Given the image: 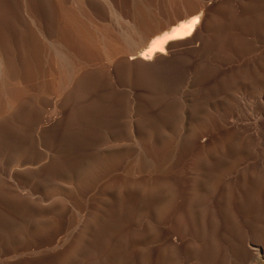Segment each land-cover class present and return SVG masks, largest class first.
I'll list each match as a JSON object with an SVG mask.
<instances>
[{
  "label": "rangeland",
  "instance_id": "1",
  "mask_svg": "<svg viewBox=\"0 0 264 264\" xmlns=\"http://www.w3.org/2000/svg\"><path fill=\"white\" fill-rule=\"evenodd\" d=\"M237 1L201 0L204 14L193 37L190 35V38L172 41L165 53L155 54L158 56L153 55L155 58L152 56L147 61L138 59L143 48L139 45L143 40L140 32L158 20L165 23L174 13L188 6L187 0L175 4H169L168 0H150L154 14L145 25L135 29L136 34L135 30H126V22L130 21L133 3L145 6L147 0H88L83 6L69 2L71 8H77L74 10L80 13L82 11V20H86V17L92 20L93 24L86 20L91 27L93 25L92 28L101 26L98 30H107L110 36L119 33L124 38V57L117 55L113 61L100 57L94 58V61L93 58L76 54V50L61 38L56 0H0V59L3 56L0 69L10 68L3 72L0 70V76L9 71V82L17 80L13 81V86L8 82L10 87L28 89L21 104H18L22 108L17 106L0 112V116L5 114L0 118V264H143L142 261L144 264H184L188 259L190 264H226L228 256L234 255L235 235L250 228L251 223H256L260 228L264 226L263 195L253 201L252 210L250 208L249 212L241 214L226 212L225 197L221 198V207L217 208L211 202V182L217 174L220 179L225 177L222 164L227 154L226 143L230 132L227 122L231 119L249 121L247 124L255 127L257 119L264 120V0ZM26 4L36 12L38 19L35 22L26 18L23 8H27ZM20 11H23L22 15ZM47 14L51 17L53 44L48 43L44 33ZM122 15L124 18H121ZM108 24L112 26L111 31ZM108 31L115 32L110 34ZM32 34L40 46L41 57ZM49 52L54 55L51 57ZM60 53L65 55L62 61L60 57L57 58L61 62L55 60ZM123 58L129 59L125 61ZM50 59L55 60L57 65L60 62L63 68L58 65L57 70L56 63L52 64ZM97 60L101 63H95L99 62ZM75 61L91 67L87 66L86 69L77 63L84 69L81 73ZM74 72L79 76L74 78L73 85L70 81ZM66 73L68 77L64 76ZM3 76L0 77V88ZM49 76L54 78L50 79ZM61 80L67 85L63 86ZM56 81H60L61 86ZM67 86L71 87L67 90L70 92L65 90ZM62 87H65L62 90V93L66 91L65 96L59 98ZM31 91L35 92L36 97ZM54 91L60 93L56 95ZM35 98L37 101H34ZM31 108L35 109L32 111ZM3 118H7L6 121ZM216 135L222 146L218 172L210 150L211 139ZM139 160H142L141 163ZM259 179L262 182L264 174H260ZM199 199L204 209L200 226L196 224L194 216ZM179 211L189 214L185 221L188 226L184 232L185 243L193 249L188 258L179 244L169 246L162 233L168 226L164 220L166 213ZM234 216L238 218L234 219ZM170 225L176 224L172 222ZM100 232H104L103 235ZM82 248L87 250L83 251Z\"/></svg>",
  "mask_w": 264,
  "mask_h": 264
},
{
  "label": "bare ground",
  "instance_id": "2",
  "mask_svg": "<svg viewBox=\"0 0 264 264\" xmlns=\"http://www.w3.org/2000/svg\"><path fill=\"white\" fill-rule=\"evenodd\" d=\"M24 1V0H23ZM27 1V0H26ZM31 1V0H30ZM52 1V0H51ZM58 5L59 6V12H58V15H59V18L61 20V29H60V36L61 38H63L67 44L69 45V47L71 46L73 49L76 50V54L78 53L79 55H82V56H85V57H89V58H100V57H104L106 58L107 60L109 61H113L115 56L117 55H120L122 57H124L122 54L125 52V44H124V38L123 36H121V34H119L120 36H118V34L116 36H110L108 35L107 33V30H104L101 31V30H98V29H101L99 26L98 28H96L95 25L94 28L93 25L91 27V25L87 24L88 22H86V20L88 19L90 21L89 18L86 17V20H82L83 16L81 17L82 15V11L81 13L77 10H74V8H71L68 3L69 2H74V3H77V4H80L79 6H82L85 4V2H87L88 0H56ZM109 2V0H107ZM111 1V0H110ZM169 1V4H175L177 2H179L180 0H168ZM188 1V6L185 8V9H181L182 11L178 12V13H174V15L167 19V21L165 23H161L159 22L160 20H158L156 23H153V24H150L148 26H146V28L140 32V34L143 35V40L139 43V45H141L140 48L141 49V52L139 53V57L138 59H142V60H149L153 55L155 54H162V53H165L166 52V48L168 47L169 43H171L172 41H175V40H180V39H184L186 37L189 36L190 38V35L192 36L193 33H196L198 27H199V23H200V19H201V15L204 14L203 13V4L201 2V0H187ZM232 2L234 3H238L237 0H231ZM4 2V0H3ZM18 2V0H17ZM50 3V1H48ZM105 2V1H104ZM136 2V1H135ZM37 3V2H36ZM45 3V1H44ZM48 3V4H49ZM54 3V2H53ZM84 3V4H83ZM89 3V2H88ZM99 3V2H98ZM233 3V4H234ZM15 4V3H14ZM25 4V3H24ZM87 4V3H86ZM85 4V5H86ZM27 5V4H26ZM45 5V4H44ZM75 5V4H74ZM94 5V4H93ZM12 6V4H11ZM73 6V5H72ZM152 3H150V0H147V2H145V6H139L137 5L136 3H133V9L132 11L130 12V21L128 20V22H126L128 24V28L126 30H130L131 32L134 31L135 29H137L139 26H143L145 25V23L147 22V20L149 19V17L152 15V13L154 14V12H151L152 11ZM176 6V5H175ZM27 8L23 7L25 12H26V18L30 21H33L35 22L36 18H37V15H36V12L34 11V9L31 7V6H26ZM49 7H50V4H49ZM87 7L89 8V6L87 5ZM108 7H109V4H108ZM115 7V5H114ZM172 7V6H171ZM180 7V6H179ZM185 7V6H184ZM183 7V8H184ZM228 7V6H227ZM46 8V7H44ZM80 8V7H79ZM93 8V7H92ZM107 8V7H106ZM159 8V7H158ZM9 9V8H8ZM48 9V8H47ZM54 9V8H53ZM77 9V8H75ZM82 9V8H81ZM85 8H83L84 10ZM117 9V7H116ZM12 10V9H11ZM20 10V9H19ZM52 11V9H50ZM87 10V8H86ZM118 10V9H117ZM10 11V10H9ZM85 11V10H84ZM119 11V10H118ZM163 11V10H162ZM21 12V11H20ZM23 12V11H22ZM22 12L20 13L22 15ZM89 12V11H87ZM97 12V11H96ZM113 12V11H112ZM116 12V11H114ZM85 13V12H83ZM122 13V11H121ZM164 13V12H163ZM7 14V13H6ZM86 14V13H85ZM88 14V13H87ZM86 14V15H87ZM92 14V13H91ZM118 14V13H117ZM116 14V15H117ZM124 14V13H122ZM128 14V13H126ZM161 14V13H160ZM260 14V13H259ZM8 15V14H7ZM6 15V16H7ZM16 15V14H15ZM19 15V14H18ZM40 15V14H39ZM84 15V16H86ZM89 15V14H88ZM129 15V14H128ZM94 16V15H93ZM101 16V15H100ZM124 15H122L121 18H124L123 17ZM170 16V15H168ZM10 17V16H9ZM14 17V16H13ZM17 17V16H16ZM96 17V16H95ZM93 17V18H95ZM99 17V16H98ZM128 17V16H127ZM153 17V16H152ZM158 17V16H157ZM261 18V17H260ZM8 19V18H7ZM25 19V18H24ZM38 19V18H37ZM85 19V18H84ZM99 19V18H98ZM13 20V19H12ZM87 20V21H88ZM97 20V19H96ZM96 20H93V21H96ZM126 20V18H125ZM152 20V19H151ZM85 21V22H84ZM92 21V20H91ZM90 21V22H91ZM99 21V20H98ZM122 22V20H120ZM124 21V20H123ZM37 22V21H36ZM40 22V21H39ZM59 22V20H58ZM57 22V23H58ZM28 23V22H27ZM93 24V22H91ZM95 23V22H94ZM98 22H96L97 24ZM100 23H101V20H100ZM103 23V22H102ZM101 23V25H102ZM106 23V22H105ZM108 23V22H107ZM51 17L49 14H47V18L45 20V28H44V33L46 35V37L48 38V43L49 44H53V35H52V26H51ZM12 25V24H11ZM28 26V24H26ZM37 25V23L35 24ZM60 25V24H59ZM106 25V24H105ZM105 25H103L105 27ZM23 26V25H22ZM42 26V25H41ZM107 26V25H106ZM108 30L111 31V25L108 24ZM11 27V26H10ZM17 27V26H16ZM34 27V25H33ZM39 26H37L36 28H38ZM29 28V27H28ZM41 28V27H40ZM201 28V27H200ZM245 28V27H244ZM247 28V27H246ZM31 29V27H30ZM39 29V28H38ZM119 29V28H118ZM1 30V28H0ZM4 30V29H3ZM10 30V29H9ZM17 30V29H16ZM26 30V29H25ZM29 30V29H28ZM97 31H100V32H96ZM113 30H117L113 27ZM120 30V29H119ZM139 30V29H138ZM137 30V31H138ZM245 30V29H244ZM14 32V30H12ZM123 31V30H122ZM140 31V30H139ZM248 31V30H247ZM31 32V31H30ZM56 32V31H55ZM109 32V31H108ZM115 32V31H114ZM114 32L110 33V34H113ZM118 32V30H117ZM121 32V31H120ZM135 34L137 33L136 30L134 31ZM15 33V32H14ZM26 33V31H25ZM37 33V32H36ZM44 33L42 35V37L44 36ZM125 33V32H123ZM13 34V33H12ZM134 34V33H133ZM11 36V35H10ZM27 36V35H26ZM193 37V36H192ZM10 38V37H9ZM44 38V37H43ZM3 39V38H2ZM32 39H33V42H34V45H35V48L36 50L38 51V54H40V46H38V43L36 42L35 40V37H34V34H32ZM194 39V38H193ZM4 40V39H3ZM11 40V39H9ZM19 40V39H18ZM39 40V39H38ZM257 40V39H256ZM23 41V40H22ZM59 41V40H58ZM57 42V41H56ZM64 42V41H63ZM65 42V43H66ZM262 42L264 43V38L262 39ZM18 43V42H17ZM42 43V42H41ZM46 43V41H45ZM55 43V42H54ZM60 43V41H59ZM47 44V43H46ZM237 44V43H236ZM57 45V44H56ZM64 45V44H62ZM9 46V45H8ZM23 46V45H22ZM30 46V45H29ZM48 46V45H47ZM66 47V45H64ZM20 47V46H19ZM44 47V46H42ZM241 47V46H240ZM246 47V46H245ZM50 48V47H49ZM33 49V48H32ZM51 49V48H50ZM63 49V48H62ZM4 50V49H3ZM31 50V49H30ZM53 50V49H52ZM69 50V48H68ZM264 50V49H263ZM262 50V51H263ZM5 51V50H4ZM29 51V50H28ZM43 51V50H42ZM59 51V50H58ZM70 51V50H69ZM46 53V51H44ZM61 52V51H59ZM58 52V53H59ZM74 52V51H73ZM261 52V50L259 51ZM10 53V52H9ZM13 53V52H12ZM17 53V52H15ZM20 53V52H19ZM44 53V54H45ZM54 53V52H53ZM65 53V52H64ZM75 53V52H74ZM138 53V52H136ZM256 53V52H255ZM21 54V53H20ZM26 54V53H25ZM34 54V52H33ZM43 54V53H42ZM50 56L52 57L53 55H51V53L49 52ZM71 54V53H70ZM160 54V55H161ZM257 54V53H256ZM264 54V53H263ZM14 55V53H13ZM59 56L56 57V61L57 60H61L64 59L65 55L64 54H58ZM67 55V54H66ZM254 55V54H253ZM7 56V55H5ZM70 56V55H69ZM68 56V58L70 59V57ZM73 56H77V55H73ZM156 56V55H155ZM158 56V55H157ZM156 56V57H157ZM16 57V56H15ZM14 57V58H15ZM22 57V56H21ZM39 57H41V54L39 55ZM38 57V58H39ZM48 57V56H46ZM55 57V56H54ZM58 57H60L59 59H57ZM121 57V58H122ZM3 58V56L1 57V59ZM17 58V57H16ZM26 58V57H25ZM32 58V57H31ZM74 58V57H73ZM71 58V59H73ZM79 58V57H78ZM84 58V57H83ZM88 58V59H89ZM119 58V59H121ZM132 58V57H131ZM149 58V59H148ZM153 58H155L153 56ZM0 59V61H2ZM76 59V58H75ZM81 60V58H79ZM94 59V61H95ZM127 59V58H126ZM126 59L123 58V60L126 61ZM129 59V58H128ZM127 59V60H128ZM47 60V59H46ZM54 60V62H55ZM59 60V61H60ZM66 60V59H65ZM68 60V59H67ZM66 60V61H67ZM74 60V59H73ZM73 60H71L70 62H72ZM100 60V59H99ZM97 60V61H99ZM106 60V62H108ZM122 60V61H123ZM10 61V60H9ZM32 61V60H30ZM48 63H49V60H47ZM51 63L53 62V60H51ZM60 61V62H61ZM64 61V60H63ZM79 61V60H78ZM83 61H85L83 59ZM93 61V63H94ZM102 61V60H101ZM104 61V60H103ZM121 61V62H122ZM3 62V61H2ZM16 62V61H15ZM34 62V61H33ZM53 62V63H54ZM59 62V64H60ZM70 62H67V63H70ZM79 62H82V61H79ZM77 61H75L76 63V66L79 67L80 64L82 63H79ZM88 63L89 62H92V61H87ZM85 62V64L87 63ZM143 62V61H142ZM1 63V62H0ZM14 62H12L13 64ZM31 63V62H30ZM36 63V62H35ZM38 63V62H37ZM40 63V62H39ZM47 63V64H48ZM52 63V64H53ZM56 65L55 67H58L57 65V62H55ZM63 63V62H62ZM61 63V64H62ZM66 63V64H67ZM74 63V61H73ZM77 63L79 65H77ZM95 63H101L100 61L99 62H95ZM94 63V65H95ZM3 64V63H2ZM9 64V62H8ZM11 64V63H10ZM46 64V63H45ZM19 65V64H18ZM29 65V63H28ZM63 65L65 66V64L63 63ZM84 65V64H82ZM81 65V66H82ZM92 65V64H91ZM263 65V64H262ZM4 66V65H3ZM14 66V65H13ZM11 65V67H13ZM16 66V64H15ZM60 66V65H59ZM70 66V64H69ZM80 66V67H81ZM85 66V65H84ZM89 67H91L90 65H87ZM87 66H85L86 69ZM2 67V66H1ZM7 67V63H6V66ZM62 67V66H60ZM71 67V66H70ZM79 67V68H80ZM104 67V66H103ZM43 68V67H42ZM47 68V66H46ZM63 68V67H62ZM61 68V70H62ZM96 68V67H95ZM5 68H2V70H4ZM7 69V68H6ZM5 69V70H6ZM10 69V68H9ZM7 69V70H9ZM13 69V68H12ZM34 69V67H33ZM64 69H66V66L64 67ZM67 69L69 70V68L67 67ZM76 69V68H75ZM81 69V73L82 71L84 70L83 68H80ZM83 69V70H82ZM94 69V68H93ZM99 69V68H98ZM101 69V68H100ZM104 69V68H103ZM106 69V68H105ZM1 70V69H0ZM1 70V72H3ZM38 70V69H37ZM45 70V69H44ZM57 70H59V67L57 68ZM56 69L54 71H57ZM72 70V69H70ZM20 71V70H18ZM31 71V70H30ZM46 71V70H45ZM101 71V70H100ZM260 71V70H259ZM6 72V71H5ZM9 72V71H7ZM5 73H1L2 76H3V81H2V88H0V112H3L5 111L6 109L8 108H13V107H21L20 105H18L22 98L25 97V93L28 91V89H25L24 87H10L8 85V82L10 79H8V75L9 73L7 74ZM12 72V71H11ZM16 72V71H15ZM22 72V70H21ZM49 72V71H48ZM59 72V71H57ZM68 72V71H67ZM97 72V70H96ZM14 73V71H13ZM42 73V72H40ZM53 73V71L51 72ZM55 73V72H54ZM53 73V74H54ZM69 73V72H68ZM95 73V72H94ZM105 73V72H104ZM17 74V73H16ZM19 74V73H18ZM17 74V76H18ZM47 74V72L45 73ZM60 74V73H59ZM55 74V76H59ZM72 74V72H71ZM75 74V72L73 73ZM15 75V74H14ZM20 75V74H19ZM40 75V74H39ZM52 75V74H50ZM68 75L69 74H64V76ZM83 75V74H82ZM100 75V73H99ZM103 75V74H102ZM261 75V74H260ZM0 76V77H2ZM10 76V75H9ZM41 76V75H40ZM54 76V75H53ZM63 74H62V71H61V76L62 77ZM76 76H79L78 73L77 75H73L72 78H71V81H70V78H69V81H70V84L71 82H75V79H76ZM85 76V75H84ZM59 77V78H60ZM66 77V78H67ZM86 77V76H85ZM5 78V80H4ZM18 78V77H17ZM24 78V77H23ZM46 77H44L45 79ZM48 78V77H47ZM50 78V76H49ZM54 77L50 78V79H53ZM56 78V77H55ZM65 77L63 78L64 80L66 79ZM75 78V79H74ZM82 79V77H80ZM80 78H78L80 80ZM91 78V76H90ZM90 78L88 80H90ZM103 78V77H102ZM1 79V78H0ZM29 79V78H28ZM40 79V78H39ZM50 79L48 80L50 82ZM73 79V80H72ZM77 79V80H78ZM84 79V78H83ZM92 79V78H91ZM260 79V78H259ZM15 80V79H14ZM12 80V83H14ZM19 80V79H18ZM23 80V79H22ZM26 80V79H25ZM46 80V79H45ZM56 80V79H55ZM60 80V79H58ZM67 80V79H66ZM261 80V79H260ZM11 81V80H10ZM17 81V80H15ZM47 81V82H48ZM53 81V80H52ZM81 81V80H80ZM1 82V81H0ZM22 82V81H19V83ZM28 82V81H27ZM46 82V83H47ZM48 82V83H49ZM57 82V81H56ZM55 82V83H56ZM60 81H58L57 83H59ZM61 82H63L61 80ZM61 82H60V86H61ZM72 82V84L74 85V83ZM79 82V81H77ZM251 82V81H250ZM11 82H9L10 84ZM11 83V84H12ZM18 83V82H16ZM23 83V82H22ZM20 83V84H22ZM32 83V82H30ZM35 83V82H34ZM51 83V82H50ZM54 83V85H56ZM92 83V82H91ZM1 84V83H0ZM24 84V83H23ZM66 83L63 82V86H65ZM77 84V83H76ZM75 84V86H76ZM81 84V83H79ZM84 85H87L85 83H83ZM249 84V83H248ZM258 84V83H257ZM53 85V84H52ZM58 85V84H57ZM67 85V84H66ZM13 86V84H12ZM23 86V85H22ZM46 86V85H45ZM50 86V85H49ZM72 87V85H70ZM70 86H67L66 88L70 87ZM82 86V85H80ZM255 86V84H254ZM264 86V85H263ZM57 87V86H56ZM54 86V88H56ZM70 87V89H71ZM58 88L59 85H58ZM246 88V87H245ZM259 88V87H258ZM30 89V88H29ZM32 89V88H31ZM63 89H65V87L61 88L60 92L62 93ZM74 88L72 87L71 90H73ZM85 89V88H84ZM37 90V89H36ZM38 90H40L38 88ZM66 91L69 90L68 89H65ZM64 90V93H62V96H59L58 97L62 98L63 95L65 94V91ZM77 90V89H76ZM75 90V91H76ZM56 91V90H55ZM54 91V93L57 95V93L59 94L60 92L57 91V93ZM80 92L82 91L79 90ZM243 91V90H242ZM42 92V91H41ZM45 92V91H44ZM67 92H70V91H67ZM77 92V91H76ZM247 92V91H246ZM28 93V92H27ZM35 92L31 91V94ZM49 93V92H48ZM50 93H51V90H50ZM49 93V94H50ZM72 93V92H71ZM79 93V92H78ZM77 93V96H79ZM39 94V93H38ZM54 94V95H55ZM70 94V93H69ZM74 94V93H73ZM43 95V94H42ZM52 96V93L50 94ZM61 95V94H60ZM68 95V94H67ZM39 96V95H38ZM65 96V95H64ZM83 96V95H82ZM32 97V95H31ZM35 97H36V94H35ZM56 96V98H58ZM71 97V95H70ZM36 99V98H35ZM39 99V98H38ZM42 99V98H40ZM71 99V98H70ZM80 99V98H79ZM247 99V98H246ZM43 100V99H42ZM60 99H58L59 101ZM197 100V99H196ZM263 100V99H262ZM26 101V100H25ZM33 101V99H32ZM34 101H37L34 100ZM49 101V100H48ZM29 103L31 102L28 101ZM39 102V101H38ZM47 101H45L46 103ZM50 102V101H49ZM67 102V101H66ZM36 103V102H35ZM55 103L57 104L56 100H55ZM251 103V102H250ZM21 104V103H20ZM40 104V103H39ZM38 104V105H39ZM41 105V104H40ZM22 106H23V103H22ZM25 106V105H24ZM23 106V107H24ZM42 106V105H41ZM44 106V105H43ZM53 106V105H52ZM27 107V106H26ZM34 107V106H32ZM50 108V106H48ZM247 107V106H246ZM22 108V107H21ZM25 108V107H24ZM29 108V107H27ZM47 108V107H46ZM48 108V109H49ZM14 109V108H13ZM12 109V110H13ZM35 109V108H34ZM34 109L31 108V110L33 111ZM39 109V108H38ZM46 109V110H48ZM11 110V111H12ZM20 109H18L17 111H19ZM55 110L57 111V109L55 108ZM237 110V109H236ZM16 111V112H17ZM21 111V110H20ZM38 111V110H37ZM54 111V110H53ZM55 111V112H56ZM238 111V110H237ZM7 112V111H5ZM4 112V113H5ZM15 112V110L13 111ZM41 112V111H39ZM45 112V111H44ZM44 112L42 114H44ZM53 112V113H55ZM259 112V111H258ZM12 113V112H11ZM18 113V112H17ZM16 113V114H17ZM35 113V112H34ZM52 113V114H53ZM257 113V112H256ZM262 113V112H260ZM9 114V113H8ZM194 114V113H193ZM192 114V115H193ZM200 114V113H199ZM2 115H5V114H2ZM1 115V116H2ZM7 115V114H6ZM31 115V114H30ZM33 115V114H32ZM37 115V114H36ZM45 116L47 114H44ZM49 115V114H48ZM51 115V114H50ZM49 115V116H50ZM74 115V114H73ZM241 115V114H240ZM258 115V113H257ZM0 116V118H1ZM19 116L20 113H19ZM38 116V115H37ZM44 116V117H45ZM53 116V115H52ZM243 116V115H242ZM259 116V115H258ZM261 116V115H260ZM2 117H5V116H2ZM32 117V116H31ZM47 117V116H46ZM202 117V116H201ZM255 117V116H254ZM18 118H21V117H18ZM23 118V117H22ZM33 118V117H32ZM4 119V118H3ZM7 118L4 119V121H6ZM28 119V118H27ZM221 119V118H220ZM223 119V118H222ZM252 119H255V118H252ZM16 120V119H15ZM19 120V119H18ZM29 120V119H28ZM44 120V119H43ZM210 120V119H209ZM9 121V120H7ZM26 121V120H25ZM39 121V120H38ZM36 122V120H35ZM34 122V123H35ZM212 122V121H211ZM224 122V121H223ZM249 122V121H248ZM247 122V123H248ZM252 122V121H251ZM9 123V122H7ZM131 123V122H130ZM228 125H229V129H230V132L227 136V143H226V157H225V161L224 163L222 164L223 166V172L225 174V177L224 179H220L219 178V175L217 174L215 176V178L213 179V181L211 182V189H212V194H211V202L215 204V206L218 207H221L220 206V203H221V198L222 197H225V199L227 200V207H226V212H230L232 214H235V213H239L241 214V212H249L250 211V208L251 210L253 209V201L256 200L257 198H260L259 196L260 195H263L264 196V180L261 182V180L259 179V176L260 174H264V120L261 118V119H257V124L255 127H252L250 125H248L246 122H239V121H235L233 119H231L229 122H227ZM250 123V122H249ZM10 124V123H9ZM36 124V123H35ZM42 124V123H40ZM217 124V123H216ZM215 124V125H216ZM255 124V123H254ZM11 125V124H10ZM30 125V124H29ZM5 126V125H4ZM12 126V125H11ZM40 127V125H38ZM42 126V125H41ZM133 126V125H132ZM165 126V125H164ZM211 126V125H210ZM226 126V125H225ZM1 127V126H0ZM19 127V126H18ZM2 128V127H1ZM225 128V127H224ZM142 129V128H141ZM21 130V129H20ZM136 130V129H135ZM138 131V130H137ZM148 131V130H147ZM132 132V131H131ZM135 132V131H134ZM206 133V131H205ZM116 134V133H115ZM152 135V132L150 133ZM196 134V133H195ZM135 135V133H134ZM140 135V134H139ZM205 135V134H204ZM210 135V134H209ZM149 136V134H148ZM153 136V135H152ZM154 137V136H153ZM205 136H203L202 138L200 139H203ZM163 139V138H162ZM170 139V138H169ZM198 139V137L196 138ZM137 141V140H136ZM141 141V140H140ZM150 141V140H149ZM176 143V142H175ZM196 143V141H195ZM203 144V143H202ZM221 143L218 139V136H213V138L211 139V148L210 150L212 149V155L213 156V160L214 162L216 163V172H218L217 170V167H219L218 165V162H219V156H220V151H221ZM157 149V148H156ZM167 152V151H166ZM158 153V152H157ZM160 153V152H159ZM116 154V153H115ZM155 154V153H154ZM164 154V153H163ZM121 155V154H119ZM118 155V157H119ZM153 155V154H152ZM160 155V154H159ZM115 156V155H114ZM113 156V157H114ZM117 157V158H118ZM122 157V156H121ZM120 157V158H121ZM148 157V156H147ZM162 157V156H161ZM223 157V156H222ZM20 158V157H19ZM107 158V157H106ZM207 158H208V155H207ZM14 159V158H13ZM96 160V159H95ZM100 160V159H99ZM97 160V161H99ZM119 160V159H118ZM39 161V159H38ZM140 161V160H139ZM142 161V160H141ZM140 161V163H141ZM95 162V161H94ZM105 162V161H104ZM120 162V161H119ZM162 162V161H161ZM160 162V163H161ZM16 163V162H15ZM20 163V162H19ZM99 163V162H98ZM115 163V162H114ZM164 163V162H163ZM167 163V162H165ZM164 163V164H165ZM209 163V162H208ZM90 164V163H89ZM92 164V162H91ZM90 164V166H92ZM97 164V163H96ZM94 164V165H96ZM101 164V163H100ZM99 164V166H100ZM120 164V163H119ZM17 165V164H16ZM28 165V164H27ZM104 165V163H103ZM117 165V164H116ZM141 165V164H140ZM149 165V164H147ZM97 166V165H96ZM95 166V167H96ZM106 166V164H105ZM115 166V165H114ZM155 166V165H154ZM86 167V166H85ZM101 167V166H100ZM141 167V166H140ZM161 167V166H160ZM193 167V166H192ZM191 167V168H192ZM89 168V167H87ZM106 168V167H104ZM108 168V167H107ZM106 168V169H107ZM139 168V167H138ZM156 168V167H155ZM159 168V167H158ZM95 169V168H94ZM103 168L101 167V170ZM143 169V168H142ZM147 169V168H146ZM149 169H151V167H149ZM165 169V168H164ZM212 169V167H211ZM112 170V169H111ZM208 170V169H207ZM98 171V170H97ZM100 171V170H99ZM104 171V170H103ZM101 172V171H100ZM106 172V171H105ZM109 172V171H108ZM131 172V171H130ZM90 173V172H88ZM194 173V171H193ZM91 174V173H90ZM199 174V173H198ZM216 174V173H215ZM87 175V174H86ZM89 175V174H88ZM95 175V174H94ZM196 175V174H195ZM97 176V175H96ZM99 176V175H98ZM198 177V176H197ZM149 179V178H148ZM118 180V178H117ZM130 180V179H129ZM121 181V180H120ZM131 181V180H130ZM154 181V180H153ZM138 182V181H137ZM135 182V183H137ZM149 182V181H148ZM114 183V182H112ZM158 183V182H157ZM207 183V182H206ZM128 184V183H127ZM150 184V183H149ZM19 185V184H18ZM122 185V184H121ZM135 185V184H134ZM133 185V186H134ZM143 185V184H142ZM160 185V184H159ZM162 185V184H161ZM2 186V185H1ZM113 186V185H112ZM115 186V185H114ZM124 186V185H123ZM208 186V184H207ZM127 187V186H126ZM132 187V186H131ZM140 187V186H139ZM18 188V187H17ZM142 188H145V187H142ZM160 188V187H159ZM195 188V187H194ZM107 189V188H105ZM132 189V188H131ZM2 190V189H1ZM0 190V191H1ZM153 190V189H152ZM160 190V189H159ZM165 190V189H164ZM187 190V189H186ZM206 190V188H205ZM154 191V190H153ZM152 191V192H153ZM209 191V190H208ZM128 192V191H127ZM210 192V191H209ZM32 193V192H31ZM116 193H118L116 191ZM156 193V192H155ZM165 193V192H164ZM145 194V193H144ZM163 194V193H162ZM119 195V194H118ZM154 195V194H153ZM157 195V194H156ZM155 195V196H156ZM181 195V194H180ZM142 196V195H141ZM262 196V197H263ZM4 197V196H3ZM138 197V196H137ZM187 197V196H186ZM159 197H157L158 199ZM180 198V197H179ZM205 198V196H204ZM4 199V198H3ZM15 199V198H13ZM19 199V198H18ZM156 199V201H157ZM174 199V198H173ZM203 199V198H202ZM207 199V198H206ZM262 199V198H261ZM90 200V199H89ZM140 200V199H139ZM204 200V199H203ZM121 201V200H120ZM125 201V200H124ZM135 201V200H134ZM178 201V200H177ZM188 201V200H187ZM12 202V201H11ZM15 202V201H14ZM20 202V201H19ZM91 202V201H90ZM126 202V201H125ZM264 202V201H263ZM4 203V202H3ZM7 203V202H6ZM9 203V202H8ZM17 203V202H16ZM153 203V202H152ZM164 203V202H163ZM197 207H196V210H195V220H196V224L198 226L201 225L202 223V215L204 213V209H202L203 205H202V200H198L197 201ZM209 203V202H208ZM225 203V202H224ZM261 203V202H260ZM124 204V202H123ZM157 204V203H156ZM175 204V203H174ZM13 205H16V204H13ZM119 205V204H118ZM152 205V204H151ZM162 205V204H161ZM160 205V206H161ZM176 205V204H175ZM261 205V204H260ZM85 206V205H84ZM123 206V205H122ZM150 206V205H149ZM164 206V205H162ZM177 206V205H176ZM191 206V205H190ZM166 207V206H164ZM168 207V206H167ZM207 207V206H205ZM259 207V206H258ZM123 208V207H122ZM121 208V209H122ZM209 208V206H208ZM133 209V208H132ZM153 209V208H152ZM166 209V208H165ZM165 209L163 210L165 212ZM168 209V208H167ZM184 209V208H183ZM259 209V208H258ZM125 210V209H124ZM77 211V210H76ZM94 211V210H93ZM103 211V210H102ZM129 211V210H128ZM81 212V211H80ZM123 212V210H122ZM163 212V213H164ZM207 212V211H206ZM215 212V210H214ZM261 212V211H260ZM96 213V212H95ZM117 213V212H116ZM133 213V212H132ZM131 213V214H132ZM136 213V212H135ZM188 213V212H187ZM216 213V212H215ZM54 214V213H53ZM94 214V212H93ZM144 214V213H142ZM161 214V213H160ZM165 214V213H164ZM214 214V213H213ZM247 214V213H246ZM62 215V214H61ZM99 215V214H98ZM133 215V214H132ZM187 215L189 214H186L185 212L183 211H179L177 213H169L168 214L166 213L165 215V222L166 224H168V226H166L163 230H162V233H163V236L165 238V241L166 243L170 246V245H173V244H179L182 249H183V252H185V256L188 258L189 254H191V251L192 249L191 248H188V246L186 245L185 243V234L184 232L186 231L187 229V224L185 223L186 219H187ZM191 215V214H190ZM206 215V213L204 214ZM216 215V214H215ZM214 215V216H215ZM260 215V214H259ZM118 216V214L116 215ZM115 216V218H116ZM128 215H126L127 217ZM62 217V216H61ZM93 217V216H92ZM120 217V215H119ZM125 217V216H123ZM125 217V218H126ZM192 217V216H191ZM207 217V216H205ZM225 217V216H224ZM235 217V216H234ZM233 217V218H234ZM238 218V216H236ZM236 217L234 219H236ZM104 218V217H103ZM121 218V217H120ZM119 218V219H120ZM132 218V217H131ZM134 218V217H133ZM145 218V217H144ZM151 218V217H150ZM74 219V218H73ZM118 219V220H119ZM207 219V218H206ZM205 219V220H206ZM215 219V218H214ZM54 220V219H53ZM90 220V219H89ZM116 220V219H115ZM143 220V219H142ZM163 220V219H162ZM217 220H220V219H217ZM52 221V220H51ZM127 221V220H126ZM139 221V220H138ZM152 221V220H150ZM237 221V220H236ZM259 221V220H258ZM257 221V222H258ZM55 222V220H54ZM53 222V223H54ZM86 222V221H85ZM92 222V221H91ZM99 222V221H98ZM140 222V221H139ZM142 222V221H141ZM163 222V221H162ZM172 222H175V226H171L170 224ZM222 222V221H221ZM239 222V221H237ZM63 223V222H62ZM229 223V222H228ZM40 224V223H39ZM56 224V223H55ZM95 224V223H94ZM252 226L250 228H247V230H245L244 232L242 233H237L235 235V239H234V244H233V251H234V255L231 257V256H228L229 258H227V263L226 264H264V226L262 228L258 227L256 225V223H251ZM262 224V223H261ZM264 224V223H263ZM262 224V225H263ZM48 225V223H47ZM54 225V224H52ZM149 225V224H148ZM217 225L218 224V221H217ZM216 225V226H217ZM106 226V225H104ZM115 226V225H114ZM85 227V226H84ZM100 227V226H99ZM107 227V226H106ZM112 227V225H111ZM109 227V228H111ZM119 227V226H118ZM150 227V226H149ZM154 227V226H153ZM152 228V227H151ZM156 228V227H155ZM216 228V227H215ZM237 228V227H236ZM37 229V228H36ZM97 229V228H96ZM114 229V228H113ZM121 229V228H120ZM125 229V228H124ZM129 229V228H128ZM157 229H158V226H157ZM156 229V230H157ZM160 229V228H159ZM158 229V230H159ZM162 229V228H161ZM198 229V228H196ZM205 229V228H204ZM63 230V229H62ZM92 230V229H91ZM106 230V229H105ZM117 230V229H116ZM132 230V229H131ZM191 230V229H190ZM232 230V229H231ZM242 230V229H241ZM85 231V229H84ZM108 231V230H107ZM130 231V229H129ZM134 232V231H133ZM241 232V231H240ZM102 233V232H100ZM104 233V232H103ZM102 233V235H103ZM109 233V232H108ZM204 233V231H203ZM85 234V233H84ZM96 234V233H95ZM99 234V233H98ZM106 234V233H105ZM104 234V235H105ZM124 234V233H123ZM153 234V233H152ZM188 234V233H187ZM63 235V234H62ZM87 235V234H86ZM141 235V234H140ZM207 235V234H206ZM82 236V235H81ZM189 236V235H188ZM66 237V236H65ZM99 237V236H97ZM203 237V236H202ZM214 237V236H213ZM118 238V237H117ZM143 238V237H142ZM160 238V236H159ZM205 238V237H204ZM207 238V237H206ZM212 238V237H211ZM30 239V238H29ZM60 239H62V236H60ZM64 239V238H63ZM105 239V238H104ZM126 239V238H125ZM194 239V238H193ZM216 239V238H215ZM28 240V239H27ZM31 240V239H30ZM84 240V239H83ZM110 240V239H109ZM114 240V239H113ZM151 240V239H150ZM188 240V239H186ZM205 240V239H204ZM86 241V240H85ZM91 241V240H90ZM94 241V240H93ZM195 241V240H194ZM218 241V240H217ZM220 241V240H219ZM76 242V241H75ZM97 242V241H96ZM101 242V240H100ZM127 242H128V239H127ZM147 242V241H146ZM205 242V241H204ZM84 243V242H83ZM104 243L106 244L105 240H104ZM108 243V241H107ZM142 243V242H141ZM162 243V242H161ZM203 243V242H202ZM215 243V242H213ZM217 243V242H216ZM81 244V243H80ZM91 244V243H90ZM111 244V243H110ZM196 244V243H195ZM198 244V243H197ZM206 244V243H205ZM210 244V243H209ZM218 244V243H217ZM122 245V244H121ZM128 245V244H127ZM193 245V243H192ZM86 246V245H84ZM92 246V245H91ZM100 246V245H98ZM111 246V245H110ZM132 246V245H130ZM136 246V245H135ZM199 246V245H198ZM218 246V245H216ZM220 246V245H219ZM72 247V246H71ZM89 247V246H88ZM176 247V246H175ZM75 248V247H74ZM78 248V247H77ZM87 248V247H86ZM94 248V247H93ZM129 248V246H128ZM135 248V247H134ZM141 248V247H140ZM143 248V247H142ZM141 248V249H142ZM171 248V247H170ZM197 248V247H196ZM199 248V247H198ZM197 248V249H198ZM207 248V247H206ZM205 248V249H206ZM209 248V247H208ZM219 248V247H218ZM66 249V248H65ZM69 249V248H68ZM83 249V248H82ZM147 249V248H145ZM168 249V248H167ZM173 249V247H172ZM201 250V248H199ZM203 249V248H202ZM212 249V248H211ZM67 250V249H66ZM74 250V249H73ZM76 250V249H75ZM87 250V249H85ZM83 249V251H85ZM100 250V249H99ZM118 250V249H117ZM128 250H131V249H128ZM135 250V249H134ZM154 250V249H153ZM169 250V249H168ZM174 250V249H173ZM220 250V249H219ZM103 251V250H101ZM116 251V250H115ZM148 251V249L146 250V252ZM171 251V249H170ZM175 251H176V248H175ZM178 251V249H177ZM176 251V252H177ZM211 251V250H210ZM78 252V251H77ZM79 252H82V251H79ZM78 252V253H79ZM145 250H144V253H146ZM151 252V251H150ZM199 252V251H198ZM209 252V251H208ZM76 253V252H75ZM74 253V254H75ZM88 253V252H87ZM95 253V252H94ZM119 253V252H118ZM143 253V254H144ZM148 253V252H147ZM166 253V252H165ZM173 253V252H172ZM206 253V252H205ZM218 253V252H217ZM216 253V254H217ZM233 253V252H232ZM231 253V254H232ZM68 254V253H67ZM77 254V253H76ZM81 254V253H80ZM229 254V253H228ZM229 254V255H231ZM79 255V254H78ZM77 255V257H78ZM85 255V253L83 254ZM175 255V254H174ZM73 256V255H72ZM75 256V255H74ZM145 256V254H144ZM147 256V255H146ZM166 256V254H165ZM173 256V254H172ZM179 256V255H177ZM194 256V255H193ZM217 256V255H216ZM71 257V256H70ZM100 257V256H99ZM119 257V256H118ZM136 257V256H135ZM167 257V256H166ZM171 257V256H170ZM175 257V256H174ZM195 257V256H194ZM65 258V257H64ZM82 258V257H81ZM89 258H92V257H89ZM117 258V257H116ZM122 258V257H121ZM144 258V257H143ZM172 258V257H171ZM181 258V257H180ZM179 258V259H180ZM208 258V257H207ZM213 258V257H212ZM211 258V259H212ZM56 259V258H55ZM61 259V258H60ZM69 259V258H68ZM76 259V258H75ZM146 259V258H145ZM144 259V260H145ZM195 259V258H194ZM210 259V260H211ZM84 260V259H83ZM116 260V259H115ZM122 260V259H121ZM125 260V259H124ZM123 260V261H124ZM164 260H166V258H164ZM170 260V259H169ZM209 260V261H210ZM96 261V260H95ZM93 262V263H96V262ZM185 261V260H184ZM195 261V260H194ZM224 261V260H223ZM67 262V260H66ZM74 262V261H73ZM85 262V261H84ZM137 262V261H136ZM143 264H144V261H142ZM149 262V261H148ZM162 262V261H161ZM178 262H182V261H178ZM193 262V261H192ZM69 263V262H68ZM98 263V262H97ZM116 263V262H115ZM154 263V262H153ZM166 263V261H165ZM174 263V261L172 262ZM195 263V262H194ZM107 264V263H106ZM137 264V263H136ZM171 264V263H170ZM180 264V263H179ZM184 264H190L189 262V259L184 262ZM202 264V263H201ZM212 264H214L212 262ZM225 264V263H224Z\"/></svg>",
  "mask_w": 264,
  "mask_h": 264
}]
</instances>
